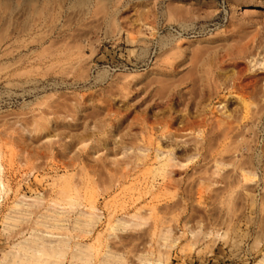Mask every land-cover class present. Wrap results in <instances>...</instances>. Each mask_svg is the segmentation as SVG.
Instances as JSON below:
<instances>
[{"label": "rangeland", "instance_id": "obj_1", "mask_svg": "<svg viewBox=\"0 0 264 264\" xmlns=\"http://www.w3.org/2000/svg\"><path fill=\"white\" fill-rule=\"evenodd\" d=\"M29 76L39 83L8 92ZM0 177V253L19 230L2 215L24 195L42 211L94 206L83 240L124 264L147 250L264 264V0H0ZM117 218L131 225L109 236ZM162 231L178 237L169 253Z\"/></svg>", "mask_w": 264, "mask_h": 264}, {"label": "bare ground", "instance_id": "obj_2", "mask_svg": "<svg viewBox=\"0 0 264 264\" xmlns=\"http://www.w3.org/2000/svg\"><path fill=\"white\" fill-rule=\"evenodd\" d=\"M88 2L84 3V9L77 14L79 18L90 14L91 8ZM31 9L29 4L19 10L17 15L25 20L29 17ZM55 10L53 8V12L47 15V18L54 19ZM106 14L103 13V16ZM41 18L42 21L46 19L42 16ZM38 25L40 24L36 21L29 24V28L22 29L21 32L28 33ZM6 83L8 92H11L18 88L24 90L34 87L39 80L29 76L19 83L14 79L7 80ZM162 152L158 149L155 154L156 160L162 165L174 161L171 154L165 155ZM223 166L217 164L216 168L221 170ZM256 178L255 172L249 170L241 172V179L246 184L256 182ZM8 191L0 177V208ZM23 197L24 195L15 200L2 215L4 232L10 234L16 228L19 230L16 241L1 251L0 264H63L66 259L69 260V264H124L120 256L111 252L108 247L95 255L91 243L83 240L91 235L102 218L101 213L94 206H91L89 212L83 211L78 209L80 206L78 200L69 198L67 202L69 208L64 210V208H59V204L52 199L50 206L42 211L43 196H35L31 203H25ZM23 224H27L28 227L21 229ZM130 225L129 220L117 218L109 224V236L115 235L117 231L124 230ZM159 240L162 241L161 247L169 253L176 246L178 237H173L169 231H162L159 234ZM139 259L143 264L168 263V257H154L149 250L140 255Z\"/></svg>", "mask_w": 264, "mask_h": 264}]
</instances>
